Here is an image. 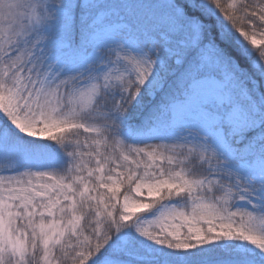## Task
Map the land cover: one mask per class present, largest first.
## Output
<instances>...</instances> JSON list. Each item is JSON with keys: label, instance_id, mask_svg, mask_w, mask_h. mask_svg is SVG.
Here are the masks:
<instances>
[{"label": "snow or ice", "instance_id": "1", "mask_svg": "<svg viewBox=\"0 0 264 264\" xmlns=\"http://www.w3.org/2000/svg\"><path fill=\"white\" fill-rule=\"evenodd\" d=\"M0 264H264V0H0Z\"/></svg>", "mask_w": 264, "mask_h": 264}, {"label": "rangeland", "instance_id": "2", "mask_svg": "<svg viewBox=\"0 0 264 264\" xmlns=\"http://www.w3.org/2000/svg\"><path fill=\"white\" fill-rule=\"evenodd\" d=\"M260 37H259V35L257 36V39H259Z\"/></svg>", "mask_w": 264, "mask_h": 264}, {"label": "trees", "instance_id": "3", "mask_svg": "<svg viewBox=\"0 0 264 264\" xmlns=\"http://www.w3.org/2000/svg\"><path fill=\"white\" fill-rule=\"evenodd\" d=\"M257 31H259V29Z\"/></svg>", "mask_w": 264, "mask_h": 264}]
</instances>
